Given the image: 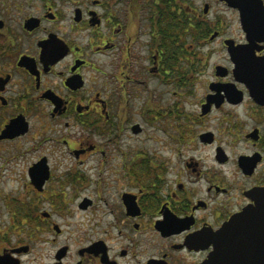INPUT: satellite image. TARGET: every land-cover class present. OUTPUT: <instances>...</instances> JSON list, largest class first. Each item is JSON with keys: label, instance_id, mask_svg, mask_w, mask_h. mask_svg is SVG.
<instances>
[{"label": "flooded vegetation", "instance_id": "1", "mask_svg": "<svg viewBox=\"0 0 264 264\" xmlns=\"http://www.w3.org/2000/svg\"><path fill=\"white\" fill-rule=\"evenodd\" d=\"M230 1L0 0V264H208L264 191V0Z\"/></svg>", "mask_w": 264, "mask_h": 264}, {"label": "water", "instance_id": "2", "mask_svg": "<svg viewBox=\"0 0 264 264\" xmlns=\"http://www.w3.org/2000/svg\"><path fill=\"white\" fill-rule=\"evenodd\" d=\"M235 5V1H230ZM259 199L254 206L248 205L241 212L232 216L220 231L215 251L212 252L208 264H244L248 260L224 256L225 253L243 254V244H250L251 221L264 220V191L257 193Z\"/></svg>", "mask_w": 264, "mask_h": 264}]
</instances>
